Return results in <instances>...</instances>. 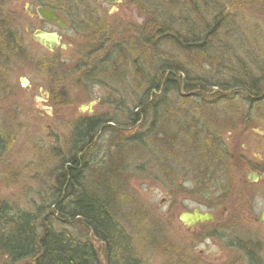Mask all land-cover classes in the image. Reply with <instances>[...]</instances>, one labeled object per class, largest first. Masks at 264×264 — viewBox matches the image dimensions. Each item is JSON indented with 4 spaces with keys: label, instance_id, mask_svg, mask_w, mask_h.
Returning a JSON list of instances; mask_svg holds the SVG:
<instances>
[{
    "label": "trees",
    "instance_id": "1",
    "mask_svg": "<svg viewBox=\"0 0 264 264\" xmlns=\"http://www.w3.org/2000/svg\"><path fill=\"white\" fill-rule=\"evenodd\" d=\"M225 21L230 22L214 18L209 33ZM149 22L136 25L130 38H113L107 55L111 80L103 76L99 81L110 91L106 99L113 111L77 120L67 151L51 172L55 182L42 187L40 201L15 211L0 198V254L7 264H147L136 249L137 239L119 218L122 201L128 204L129 195L133 197L123 187L130 168L171 195L185 192L199 202L217 190L226 200L230 195L240 172L241 149L238 139L231 142V150L222 138L228 127L234 128L233 113L224 110L241 95L237 101L248 108L246 121L255 120L252 107L264 100V71L245 72L233 81L192 76L161 57V45L174 41L169 35L173 29L155 19ZM155 25L156 35L161 34L157 38ZM185 31L176 34L179 49L204 53L210 46L207 42L197 49L185 36L190 30ZM21 57L16 54V60ZM183 72L184 79L178 76ZM69 87L91 90L83 81ZM49 89L55 98L57 85ZM104 139L107 143L102 144ZM121 155L126 160L130 156L124 169L116 165ZM231 244L248 264H262L260 243Z\"/></svg>",
    "mask_w": 264,
    "mask_h": 264
},
{
    "label": "rangeland",
    "instance_id": "2",
    "mask_svg": "<svg viewBox=\"0 0 264 264\" xmlns=\"http://www.w3.org/2000/svg\"><path fill=\"white\" fill-rule=\"evenodd\" d=\"M220 2L222 0L212 1L211 6L218 4L220 7ZM208 10V18L203 22L191 11L186 0H144L142 6L125 2L118 14L126 18L127 23H133L128 25L130 28L124 33L130 38L132 28L138 22L145 25L151 19L158 21L161 27L162 24L164 28L170 26L169 28L176 30L174 34L177 30H202L209 33L213 26L212 17L216 12L211 7ZM223 22L221 20L219 24ZM226 22L208 34L210 46L204 53L192 48L179 49L169 41L161 45L164 51L162 59L173 61L190 75L206 78L207 81H233L230 78L243 77L245 72L259 75L264 71L263 0L253 5L243 2L239 17ZM157 29V25L152 29L156 38L161 36L156 35ZM62 70L63 67L56 63L49 72L50 77L57 81L59 76L57 77L56 72ZM185 74L183 72L178 76L184 79ZM45 77V70L42 67L37 68L31 58H19L14 77L7 83V86L14 89V94L10 96L5 91L0 94V139L4 141L3 148L0 146V198L13 206L15 211L28 209L33 200L39 202L42 187L47 188L55 182L51 172L59 162V156H64L63 153L67 151V144L71 135L73 136L72 129L77 120L98 114L110 115L113 111L106 99L110 91L101 86L85 91L77 87H67L64 91H56L55 98L49 94L47 101L50 90L48 81H44ZM29 85L31 90L27 87ZM83 93L88 95L83 96ZM239 98L241 95L233 102V106L224 110L230 115L233 113L234 128L228 127L222 138L232 141L234 137L240 142L241 150L238 153L241 155L242 169L254 166L264 170V100L253 104L255 120L246 121L248 108L241 101H237ZM93 100L96 103L90 105ZM83 105L88 108L82 109ZM48 107H52L51 112ZM246 122L251 125L247 126ZM125 134L123 133L124 137ZM105 139L104 143H107ZM95 153L100 156L98 150ZM125 173L128 180L123 187L133 197L129 195L128 204L121 198L123 210L119 213V218L127 231L137 239L136 249L147 264H248L240 250L231 243H171L175 227L179 228V222L173 216L176 211L174 200L183 199L187 194L175 191L173 196L167 189L164 191L146 179L145 174L135 168H130ZM248 194L252 208L259 216L264 210V182L253 183ZM260 249L264 264V243H260ZM0 264H7L1 254Z\"/></svg>",
    "mask_w": 264,
    "mask_h": 264
},
{
    "label": "flooded vegetation",
    "instance_id": "3",
    "mask_svg": "<svg viewBox=\"0 0 264 264\" xmlns=\"http://www.w3.org/2000/svg\"><path fill=\"white\" fill-rule=\"evenodd\" d=\"M127 1L139 6L144 4V0H116L114 3L107 0H0V81H3L0 84V94L4 91L10 96L14 94V89L7 86V83L12 81L15 74L16 54L22 55L23 59L31 58L37 68L42 67L46 72L44 81H54L49 72L56 63L63 67L61 72H56L59 81H101L103 76L111 80L107 71V55L112 52L113 38L125 37L124 33L133 24L127 23L128 20L118 14L120 7ZM186 1L191 6V11L193 5L196 7L193 13L204 22L210 13L208 6L212 1L219 0ZM261 1L222 0V10L214 13L212 18L220 16L223 19H234L239 17L243 2L253 5ZM48 11L57 15L55 20L45 16ZM137 25L141 27L144 23L138 22ZM175 31L173 29L169 35L176 45ZM39 32L56 33L59 44L47 46L36 37ZM113 32L117 34L113 36ZM208 34L202 30H190L185 36L191 45L200 50L208 42ZM27 87L31 90V85ZM49 94L48 92L47 101ZM228 140L230 139L224 141L233 148L231 142L235 138ZM254 171L259 176L264 175V170L240 167L236 184L229 187L230 195L227 200L219 190L211 196L208 194L209 197L202 202L190 196L175 199L176 211L172 214L179 222V228L175 227L171 243H264V224L260 222L264 210L258 216L248 199L250 186L259 181L264 182V177H259L257 181L251 180L250 174ZM181 208L183 209L178 213ZM195 211L208 214L211 218L195 223L182 221L183 212L194 214Z\"/></svg>",
    "mask_w": 264,
    "mask_h": 264
},
{
    "label": "water",
    "instance_id": "4",
    "mask_svg": "<svg viewBox=\"0 0 264 264\" xmlns=\"http://www.w3.org/2000/svg\"><path fill=\"white\" fill-rule=\"evenodd\" d=\"M109 2L114 3L116 0H107ZM45 16L48 17L50 20H55V18L57 17V15L53 12H46ZM41 42H43L44 44H46L49 47L54 46L55 44H59V40H58V36L56 33H50V32H39L36 36ZM63 47H65V45H63ZM187 95V94H186ZM95 103V101H92L90 103V105H93ZM83 108H88V106H83ZM48 110L51 111L50 108H48ZM251 176V180L252 181H257L259 177H264V175L262 174L261 176L258 175V173L256 172H252L250 174ZM211 218L210 215L208 214H201L198 211H195V213H187V212H183L181 214V219L184 223L187 222H191V223H195L197 221H205V220H209ZM260 222L262 224H264V212L262 213L261 217H260Z\"/></svg>",
    "mask_w": 264,
    "mask_h": 264
},
{
    "label": "bare ground",
    "instance_id": "5",
    "mask_svg": "<svg viewBox=\"0 0 264 264\" xmlns=\"http://www.w3.org/2000/svg\"><path fill=\"white\" fill-rule=\"evenodd\" d=\"M208 7L214 8V10H213L214 12H217L219 10H222V6L220 5V7H218V4L217 5H214V6L209 5ZM192 8H195V10H193L195 12L196 11V7L193 5ZM177 32H179L180 34H183L184 35L183 31H181V30H177ZM177 32H176V34H177ZM116 34H117V32H113V36H115ZM179 37H182V36L179 35ZM47 84H48V86H50V85H54V86L57 85V87H58V90L57 91L59 92V91H64V88H67V87L73 85L74 84V81H48ZM83 84H85L87 86V88H92V87H98V86H100L99 81H83ZM94 84H95V86H94ZM48 92L50 93V96H51V92L50 91H48ZM58 94H60V93H58ZM101 143L103 144L104 142H101ZM125 158L126 157H123L121 155L119 161H117V163H116V165H117L118 168L124 169V167L126 165V162L128 161V158H130V156L127 158V160ZM259 170H261V169H259Z\"/></svg>",
    "mask_w": 264,
    "mask_h": 264
}]
</instances>
